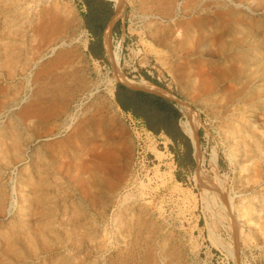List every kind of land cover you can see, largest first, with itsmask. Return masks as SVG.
Here are the masks:
<instances>
[{"label":"rangeland","instance_id":"1","mask_svg":"<svg viewBox=\"0 0 264 264\" xmlns=\"http://www.w3.org/2000/svg\"><path fill=\"white\" fill-rule=\"evenodd\" d=\"M120 4L97 60L81 0H0V264H264V0ZM141 70L192 166L116 105Z\"/></svg>","mask_w":264,"mask_h":264},{"label":"trees","instance_id":"2","mask_svg":"<svg viewBox=\"0 0 264 264\" xmlns=\"http://www.w3.org/2000/svg\"><path fill=\"white\" fill-rule=\"evenodd\" d=\"M81 6L84 8L82 17L85 29L90 34L88 42V54L97 60L105 58L102 36L104 30L114 13L113 2L109 0H81ZM118 22L112 27V32L116 33ZM141 75L151 83L161 86V84L151 78L143 70ZM114 101L123 113L131 114L139 120L141 126L147 131L159 135L165 134L177 148H183L184 154L188 157L189 165H193L191 157V143L178 125L181 119L179 111L173 100L168 99L158 93L136 89L117 82L114 90ZM201 133V130H199ZM179 167L184 163L177 161Z\"/></svg>","mask_w":264,"mask_h":264},{"label":"bare ground","instance_id":"3","mask_svg":"<svg viewBox=\"0 0 264 264\" xmlns=\"http://www.w3.org/2000/svg\"><path fill=\"white\" fill-rule=\"evenodd\" d=\"M112 1H114L115 7L117 8V17H119L122 14V12H123L121 4H120V0H112ZM105 45L108 48V52H109V50H110L109 47L110 46H109V38H108V36L105 37ZM110 56H111L112 59L113 58L116 59V57H114V55L111 53V51H110ZM119 75L121 77L125 78L124 75H122V74H119ZM139 84L142 85V87H148V88L156 90V91H158L160 93L166 94L165 90H163L159 86H156L153 83H150V82H148L146 80H143ZM136 86H138V85H136ZM39 113H41V111ZM180 126L183 129V131L185 132V134L188 135V138L190 137L189 139H191L192 143H194V145L196 146V149H198V146H197V128H198L197 126H198V121H197V119H195V118L193 119V118L189 117V115H187L184 118H182V120L180 121ZM39 134H41V133H39ZM194 151H195V149H194Z\"/></svg>","mask_w":264,"mask_h":264},{"label":"crops","instance_id":"4","mask_svg":"<svg viewBox=\"0 0 264 264\" xmlns=\"http://www.w3.org/2000/svg\"><path fill=\"white\" fill-rule=\"evenodd\" d=\"M115 7V4H114V6H113V8ZM116 8V7H115ZM115 8H114V13H113V15L111 16V19H110V21H109V23L107 24V26H106V28L108 27V30L106 31V33H105V36H104V42H105V37L106 36H108V34H109V30H111L112 29V27H113V25L116 23V22H118V24H117V28H118V31H120L121 29H122V26H123V24H122V20L119 18V17H117V13H116V17H115V19H116V21L115 22H113L114 21V19L112 20V17L114 16V14H115ZM116 10H117V8H116ZM105 28V29H106ZM117 31V32H118ZM88 32V31H87ZM104 34V33H103ZM88 35H89V40H90V34L88 33ZM102 42H103V36H102ZM105 53V52H104ZM107 53H108V51H107ZM127 78V77H126ZM128 80H129V82H125V81H122L123 83H125V84H127V85H129V87H132V86H136V85H138V86H136V87H141V88H146V89H149V90H153V89H151V88H148V87H142V85H140L139 83L140 82H142L143 80H146V79H142V80H139V81H134V80H131V79H129V78H127ZM146 81H148V80H146ZM138 82V83H137ZM148 82H150V81H148ZM122 83V84H123ZM151 83V82H150ZM124 84V85H125ZM155 85V84H154ZM157 86V85H156ZM132 88H135V87H132ZM161 88V87H160ZM136 89H140V88H136ZM115 90V89H114ZM142 90H144V89H142ZM164 90V89H163ZM145 91H148V90H145ZM153 91H156V90H153ZM153 91H149V92H153ZM158 92V91H157ZM157 92H154V93H157ZM159 94V93H158ZM161 95V94H160ZM163 96V95H162ZM170 96V95H169ZM165 97V96H164ZM167 98V97H166ZM169 99V98H168ZM174 106L179 110V111H181V109H179L178 108V106L176 105V104H174ZM126 116H127V118L128 119H131L132 121H134V122H136L137 124H139L140 126H141V123H140V121L139 120H137V119H135L131 114H129V113H124ZM182 118H183V115H182V112H181V119H179V121H178V125H179V127H181L180 126V121L182 120ZM182 129V128H181ZM182 131H183V129H182ZM183 133L185 134V132L183 131ZM159 135H162V136H165V137H167L165 134H163V133H160ZM186 135V134H185ZM187 137H188V135H186ZM168 138V137H167Z\"/></svg>","mask_w":264,"mask_h":264},{"label":"water","instance_id":"5","mask_svg":"<svg viewBox=\"0 0 264 264\" xmlns=\"http://www.w3.org/2000/svg\"><path fill=\"white\" fill-rule=\"evenodd\" d=\"M115 8V7H114ZM115 11H116V9H115ZM115 17H116V13L114 14V16L112 17V20L114 19V21L113 22H115L116 21V19H115ZM108 30V27L104 30V34H103V48H104V52H105V55H107V51H108V48L106 47V45H105V42H104V36H105V33H106V31ZM109 52H110V50H109ZM121 83H123L122 81H120ZM123 84H125V83H123ZM125 85H127V84H125ZM127 86H129V85H127ZM132 87H135V88H140V89H144V90H148V91H153V90H149V89H146V88H141V87H136V86H132ZM153 92H157V91H153ZM157 93H159V94H161V95H163V96H165V97H167V98H169V99H174L173 97H171V96H169V95H166V94H163V93H160V92H157ZM191 141V140H190ZM191 145H192V147H193V143L191 142Z\"/></svg>","mask_w":264,"mask_h":264},{"label":"built area","instance_id":"6","mask_svg":"<svg viewBox=\"0 0 264 264\" xmlns=\"http://www.w3.org/2000/svg\"><path fill=\"white\" fill-rule=\"evenodd\" d=\"M128 120H129V122H130L132 125H135V124H136V122L132 121L131 119H128Z\"/></svg>","mask_w":264,"mask_h":264}]
</instances>
